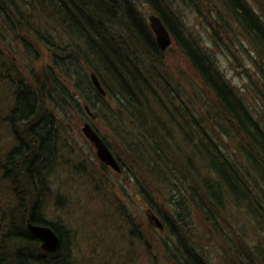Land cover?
I'll use <instances>...</instances> for the list:
<instances>
[{
    "label": "trees",
    "instance_id": "16d2710c",
    "mask_svg": "<svg viewBox=\"0 0 264 264\" xmlns=\"http://www.w3.org/2000/svg\"><path fill=\"white\" fill-rule=\"evenodd\" d=\"M203 1L224 36L234 25L264 64V0ZM138 3L148 5L161 19L172 43L210 93L205 115L191 109L194 103L184 102L171 85L165 53ZM38 17L40 24L52 25L56 36L33 28ZM0 25L14 37H33L50 58L41 75L11 79L14 85L9 74L6 78L12 99L4 120L12 141L0 148V184L3 180L8 185V201L0 208V264H75L64 228L42 213L48 176L59 158L57 123L46 103H51L52 94L74 102L66 90L68 78H74V103L86 102L83 108L77 106L78 111L87 113L85 106L95 110V119L106 124L126 158L150 180V188L171 190L167 214L159 212L165 222L155 216L170 234L171 243L164 249L173 264H212L196 245L189 222L192 212L225 243V233H233L223 249L232 254L234 264H264L263 67L250 81L253 100L257 98L252 108L224 78L211 53L185 29L169 0H0ZM22 44L33 56L27 43ZM83 69L89 72L84 77ZM80 81L88 96L79 90ZM104 98L111 100L108 107ZM142 194L151 207H160L147 188ZM27 222L50 226L60 238L58 249L42 250ZM248 233L256 237L250 247L245 245Z\"/></svg>",
    "mask_w": 264,
    "mask_h": 264
},
{
    "label": "rangeland",
    "instance_id": "374dc122",
    "mask_svg": "<svg viewBox=\"0 0 264 264\" xmlns=\"http://www.w3.org/2000/svg\"><path fill=\"white\" fill-rule=\"evenodd\" d=\"M169 3L185 24V29L211 53L224 78L254 108L257 98L253 100L254 91L250 81L260 76L258 67L264 68V64L258 60L241 32L231 25L228 37L224 36L209 12L210 7L203 0H169ZM137 6L151 30L148 17L153 13L150 7L141 3ZM39 19H34L33 28L41 31L42 35L47 32L46 35L56 36L52 25L45 21L40 24ZM19 36L20 38L14 37L8 29L0 25L1 150L12 141L8 124L4 120L12 99V80L18 78L17 80L24 81L35 74L41 75L42 69L46 68L50 61L49 52L43 44L25 34V37L21 34ZM22 41L27 43L33 56L28 54ZM164 53V64L171 76V85L181 93L184 102L195 104H191V109L205 115L204 102L210 103V93L191 71L187 60L172 42ZM36 56L37 59L34 58ZM7 74L10 80L12 79L8 86ZM83 74L84 77L89 72L83 69ZM73 80L74 78H68L64 82L71 102H76L72 97ZM79 83V90L88 96L85 85L82 81ZM52 98L53 103L51 101L46 105L47 111L53 114L57 123L59 158L48 176L49 194L42 201V213L46 220L64 228L62 233L75 264H173L170 254L164 249L166 244L171 243L170 234L160 229L153 219L157 216L163 222L159 212L167 214V200L171 190L164 186L149 187L150 180L141 174L131 159L126 158L125 152L112 136V132L106 128V124L95 119V110H85L87 113L78 111L77 106L84 107V100H80L78 104L81 105H77L74 102H64L56 94H52ZM89 98L92 99L91 96ZM110 101L109 98H104L102 103L108 107ZM89 113L93 114L94 118H91ZM86 122L104 137L119 160L120 173L99 161L94 147L81 131ZM219 137L225 140L224 136ZM225 144L229 147V142ZM2 181L0 208L6 200L8 201V185ZM142 188L148 189L152 199L156 200L161 208L155 204L150 206L143 197ZM189 222L196 245L212 264H234L232 254L223 249L226 243L234 238L230 230L225 233V243L210 227L205 226L195 213H190ZM245 236V245L250 247L256 237L250 233ZM234 241L237 242L236 239Z\"/></svg>",
    "mask_w": 264,
    "mask_h": 264
},
{
    "label": "water",
    "instance_id": "95a60500",
    "mask_svg": "<svg viewBox=\"0 0 264 264\" xmlns=\"http://www.w3.org/2000/svg\"><path fill=\"white\" fill-rule=\"evenodd\" d=\"M148 21L158 47L161 51H165L172 42L169 31L167 30L161 19L155 14L149 15ZM90 79L96 90L104 96L105 91L103 90L99 80L94 73H90ZM85 110L89 112V108L87 106H85ZM89 114L91 118H94L93 114ZM81 131L85 138L94 147L95 154L100 162H102L105 166L110 167L115 172L119 173L121 170L119 163L117 162L116 158L113 156L103 139L91 127L89 122H86L83 125ZM153 219L155 220L159 228L163 229L162 223L158 220V218L153 217ZM27 229L30 231V233H32L40 240L42 250L53 253L58 249L60 238L51 227L33 225L30 222H27Z\"/></svg>",
    "mask_w": 264,
    "mask_h": 264
},
{
    "label": "bare ground",
    "instance_id": "6f19581e",
    "mask_svg": "<svg viewBox=\"0 0 264 264\" xmlns=\"http://www.w3.org/2000/svg\"><path fill=\"white\" fill-rule=\"evenodd\" d=\"M55 141H57V139H54ZM33 225H35V224H33ZM43 226V225H42ZM50 227V226H49Z\"/></svg>",
    "mask_w": 264,
    "mask_h": 264
}]
</instances>
